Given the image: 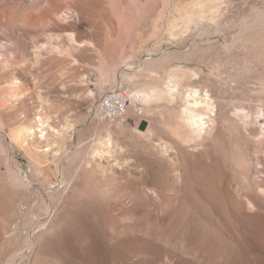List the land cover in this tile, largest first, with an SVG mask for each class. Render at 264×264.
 <instances>
[{
	"label": "rangeland",
	"instance_id": "374dc122",
	"mask_svg": "<svg viewBox=\"0 0 264 264\" xmlns=\"http://www.w3.org/2000/svg\"><path fill=\"white\" fill-rule=\"evenodd\" d=\"M70 32L77 65L52 49ZM170 69L217 105L204 140L179 100L96 119ZM38 113L55 156L17 134ZM0 264H264V0H0Z\"/></svg>",
	"mask_w": 264,
	"mask_h": 264
},
{
	"label": "bare ground",
	"instance_id": "6f19581e",
	"mask_svg": "<svg viewBox=\"0 0 264 264\" xmlns=\"http://www.w3.org/2000/svg\"><path fill=\"white\" fill-rule=\"evenodd\" d=\"M258 20H261V19H258ZM120 23H122V22H120ZM73 36L74 35L70 32L69 37H67L70 41V42L68 41L70 43V45H68L67 47H62L63 45L60 46L59 44H56V45L54 44V47L52 49L54 50L53 52H55V53H58L60 55H64L66 57H71L72 59L70 61L74 64H76V63L78 64L79 61L77 60V58H75L73 56V54H72L73 50L72 49L80 48V46H84L85 44H86V46H88L87 45L88 43L85 41H78ZM40 49H41V47L38 46L37 52H35L36 60L40 55L39 54ZM168 58H169V56H168ZM166 59L167 58H165V59L163 58L162 60H159L156 58L155 59L148 58L145 61L144 66H143V71L148 73L145 75L151 76V78H152V76H158L160 74L159 73L160 71H158V68H161L160 63L165 62ZM120 63L121 64H127L128 59L126 57H121ZM158 64H160L159 67H158ZM174 69H170L169 71H167L166 74L164 75V77H159L158 81H156L155 84H152L148 87H144V86L138 87L137 89L132 91V97L134 100L139 98L140 100H143L145 102H154V101L156 102L159 99H166L170 103L174 102L173 104H175V102L177 100H179L181 106L177 110L176 115H177L178 119L177 118L176 119L179 121L181 126H183L184 130H186L188 137H190L191 139H195V141H202L205 139V137L208 134L209 130L211 129L212 125H214V121L216 119L215 116H217V105L215 104L214 100L210 96V94H209L210 92L209 93L207 92L208 87H207V90L206 91L204 90L203 92L200 88L196 87L195 85L194 86L193 85H187V86L181 88L179 85L180 82L178 80L179 75H175L176 72H173L175 70L177 71L178 69H175V70ZM190 70L191 69H188L189 72H191ZM177 72L178 73H176V74H179V71H177ZM184 73H186V72H184ZM196 75H197V73L194 72L193 76H196ZM185 76L187 77V73ZM133 77L135 78L134 74H132V76L130 78H133ZM182 77H184V76H182ZM84 78H85V76H84ZM197 78H198V76H197ZM153 79H154V77H153ZM194 79L195 78H193V80ZM202 88H203V86H202ZM240 110H242V109H240ZM244 116H246V115H244ZM240 118L243 119V116H240ZM17 132H18L17 134H19L20 138H23V137L25 139L30 138L31 144H34L33 142H35V141H38L39 143L41 141H43L44 145L42 148V154H44V155L47 154L48 152L56 150L55 147L58 146L57 139L61 138L62 137L61 135H63V133L60 129L55 128L54 126L51 125L50 116H48V114H41V113L40 114L38 113L36 115V119L34 121V126H30L28 128H20L17 130ZM20 138H19V140H21ZM17 140H18V138H17ZM22 141H23V139L21 140V142ZM110 141H111L110 132L108 130H106V137H105L104 141L101 142V145H100V147L101 146L105 147L104 149H106V151L104 153H106V152L108 153L109 152L108 150L111 149V148L109 149L110 146H108L111 144ZM157 144L160 145L159 147L164 146V145H162L161 142H158ZM36 146H38V145H36ZM164 148H166V144H165ZM94 151H96V150H94ZM99 151H102V149ZM97 152L98 151H96V153ZM52 154L54 155V153H52ZM49 227H52V226H49Z\"/></svg>",
	"mask_w": 264,
	"mask_h": 264
},
{
	"label": "built area",
	"instance_id": "2783aa9c",
	"mask_svg": "<svg viewBox=\"0 0 264 264\" xmlns=\"http://www.w3.org/2000/svg\"><path fill=\"white\" fill-rule=\"evenodd\" d=\"M130 114L141 116L143 107L135 102L127 86L107 91L99 98L95 108L96 119L100 122L125 123Z\"/></svg>",
	"mask_w": 264,
	"mask_h": 264
}]
</instances>
